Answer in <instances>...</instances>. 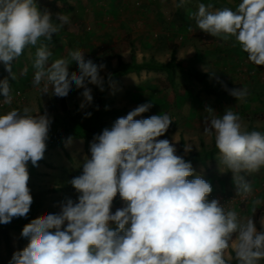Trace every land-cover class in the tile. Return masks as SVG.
Returning <instances> with one entry per match:
<instances>
[{
    "label": "clouds",
    "instance_id": "clouds-1",
    "mask_svg": "<svg viewBox=\"0 0 264 264\" xmlns=\"http://www.w3.org/2000/svg\"><path fill=\"white\" fill-rule=\"evenodd\" d=\"M184 3L180 0L177 7ZM212 7L198 5L191 14L196 27L224 41L234 38L251 63L264 66V0H241L235 10L210 11ZM69 23L68 15L58 12L54 19L37 0H0V62L15 80L13 62L36 46L33 85L56 97H66L75 85L83 89L80 107L84 108L93 101L89 85L103 91L100 72L105 65L86 59L80 50L49 62L52 52L44 41H51ZM73 62L78 71L70 73ZM22 71L27 75V66ZM228 91L237 100L248 95L246 87ZM0 95L4 104L12 103L7 77L0 80ZM150 107V103L137 106L94 137L90 157L70 181L77 200L69 198L59 212L26 224L21 235L28 243L9 264H259L264 260V230H257L254 215L241 218L218 199L209 200L212 185L195 175L191 162L176 154L174 143L158 139L173 119L168 114L135 119ZM206 111L204 133L214 136L219 164L233 173L236 196L247 199L253 188L246 177L264 167V134L247 131L239 114L230 109L222 116L211 108ZM51 124L47 112L34 114L29 107L0 114V224L29 213L33 197L28 164L38 166L43 159ZM191 151V145L184 144V152ZM117 194L125 206L112 213ZM252 203L255 214L264 201L257 198ZM260 224L264 229V217Z\"/></svg>",
    "mask_w": 264,
    "mask_h": 264
},
{
    "label": "rangeland",
    "instance_id": "rangeland-1",
    "mask_svg": "<svg viewBox=\"0 0 264 264\" xmlns=\"http://www.w3.org/2000/svg\"><path fill=\"white\" fill-rule=\"evenodd\" d=\"M166 1L37 0V3L41 9L47 8L53 13L54 19L56 13L68 10L67 8L70 4L78 7L77 4L82 3V8L84 9L86 7L89 10V14L80 12L79 14H72V17L69 18V26H75L77 21H79L81 27H74L78 30L79 37L92 31L94 24H90L95 14L103 17V19L101 18L103 20L101 22H109L111 25L113 23L119 24L123 31L128 30L129 32L127 34H129L130 40L133 39V36H137L135 37L137 47H139L138 43H141L137 39L139 37L138 35H141L142 38L145 35L144 40L147 47H143L142 45L146 57L144 60L145 62L146 60L152 61V63H147L146 66H142L145 67L144 69L138 66L135 69H131V66L128 65L127 69L129 71H123L118 76H113V72L109 70L108 66L111 63L109 61L113 51L118 50L119 52H124L127 50L122 43L117 45L120 42L116 38L119 37H116L115 41L109 42L105 36L106 34L101 33L99 35V44L94 45L96 47L95 51H92V48L87 46L89 42H86L85 46H81L79 42L77 43L78 48L85 53V56L86 54L92 56V61L97 65H105L101 69L100 75L104 77V83L107 80L109 83L103 95L102 104L96 113L101 116L97 117L100 125L95 130L102 132L105 128L110 129L117 118L126 116L139 105L150 103L151 107L149 110L135 119L139 120L152 115L168 114L173 119V122L165 135L158 139H168L174 143L177 149V155L194 158L191 164L195 175L202 176L212 185L213 191L209 195V200L218 199L226 208L234 209L241 218L253 216L245 214L246 207L248 203L252 204V201L257 198L264 201V184H251L253 188L252 194L247 199H242L236 196L233 175H229L230 180H232L231 182L223 183L216 181V175L220 177L226 169H224L223 165L219 164L218 160L217 162H212L213 158L216 157L215 155L212 156L211 151V146H215V140L212 138V142L211 138L205 135L204 128L206 127L205 117L209 115L206 109L211 108L213 110L217 109V112L221 115L228 109L239 114L241 123L247 131L264 129V70H261L259 75H257L258 78L256 79L259 81L254 82L251 80V72L249 69V66H253L254 72L257 73L255 67L261 68L264 66H257L251 63L247 58V53H245L242 56L243 60L241 65L235 68L234 62L241 59L239 52L228 53V56L222 57V51L225 48L227 49L230 46L229 44L224 43V40L214 42L211 39H206L208 38L206 35L201 37L205 34L201 30L196 29V31L192 32L188 29L182 34L188 37L192 35V32L197 38H193L188 43L189 45L186 44L187 46L183 51L178 52V60L183 62H181L180 66L178 65L174 68V76L170 78L168 71L161 69L160 65L166 64L170 60L168 56L172 52V47L169 43L170 41L167 44L165 42H167L166 36L168 38L170 34L171 38H173V34L169 30V32L164 33L165 37L162 38L163 35L158 30H161V28L165 29V26L171 22L170 20L173 16H178V14L175 12V6H173L172 0ZM164 2L168 4H164ZM200 3L204 2L201 0H189L186 4H183L182 9L186 8L192 14L198 10ZM140 22L144 24V27L142 26L141 29L138 26ZM99 32L96 31L95 33L97 38ZM44 43L47 44L50 51H54L52 54H55L57 58H66L68 57L66 55L67 53L69 54L70 51L76 49V41L66 40L60 32L54 34L51 41H44ZM156 43H159V45L155 46ZM178 43L180 42L178 41ZM207 44L211 45L208 49L212 50L210 51L211 54H208L209 56L204 55L208 56L206 61L201 60L195 64H193L194 62H190L194 56L192 55L194 54L192 53V48L199 47L200 50H204ZM33 47L36 52V46ZM220 47H222V51H216ZM34 48H32V51ZM28 50L29 48L24 50L25 54L23 57L25 59L18 58L16 60L21 62V64L25 63L22 66H32L35 59V57L33 58L27 54ZM55 56L53 60L57 59ZM128 57L131 60L130 62L134 63V56L132 58L130 56ZM159 62L162 63L158 64ZM189 63L190 65L193 64L192 66L203 78L206 73L215 71L214 74L209 76L208 83L206 81H200L188 73ZM220 69L221 71L227 72V74H220ZM74 71H78V67L76 68L73 65L69 72ZM243 71H246L248 74L245 73L244 77H239L238 79L240 80H236L234 75L238 74L243 76ZM227 75L228 78L226 77ZM33 76L34 74L28 72L26 75L27 80H25L23 85H19L14 81L11 83L13 101L10 105L0 108V114L6 113L12 108L23 109L24 107L32 109L34 114L47 112L52 119L49 133L57 129L77 131L89 126L87 123L89 117L86 114L90 113L95 101L99 97V87L89 85L92 89L93 101L90 105L81 108L80 105L83 100L81 92L83 89H77L73 85L66 97H56L51 95V91L47 95H44L38 87L33 85ZM217 78L220 81L222 80L223 84L224 79L226 80L225 82L230 80L233 84L241 82L250 89L248 95L235 103V98L232 95L229 98L226 96V94L230 95L228 90L231 89H226L223 87L224 85L220 87ZM212 85H217V87H212ZM252 87H256L255 90ZM211 90L216 94L210 92V95L209 91ZM216 97L221 99H216ZM0 99H3L2 95H0ZM191 103H194V105ZM93 140L75 139L67 143L65 149L56 148L48 151L47 161L44 163L42 161V166H37L36 169L33 168L30 171L28 187L33 197V203L30 206V211L27 216L39 217L49 212L56 213L60 211L61 204L67 199L77 200L78 193L70 181L73 177L81 173L85 157H90V145ZM184 144L191 145L192 151L185 153ZM34 175L36 176L33 177ZM262 205L259 207L260 209L258 208L256 210V215L259 214L258 210H264V204ZM123 206H125V203L119 198V202L112 204L111 212L114 213L118 208ZM256 215H254L253 219L256 218ZM256 225H259V223L257 222ZM4 226H7V224H4ZM21 232L22 229L9 227L11 244L16 252L22 250L28 243L27 238L22 237ZM5 256V242L4 237L1 236L0 264L6 260ZM259 264H264V260L259 261Z\"/></svg>",
    "mask_w": 264,
    "mask_h": 264
},
{
    "label": "crops",
    "instance_id": "crops-1",
    "mask_svg": "<svg viewBox=\"0 0 264 264\" xmlns=\"http://www.w3.org/2000/svg\"><path fill=\"white\" fill-rule=\"evenodd\" d=\"M188 1L189 0H185V3L184 4H186ZM201 1L204 2L205 5L211 4L213 6L211 9H209L210 11H215L216 9H223L225 7H229V8H232L233 10H235L236 7L238 6V4L241 2V0H201ZM166 2H164V4H168ZM179 3H180V0H172V4H173V6H175V12H177L176 14H178V16L174 15L173 18L170 20L171 22L170 23H167V25L165 26V29L161 28V30H158V31H161V34L163 35L162 38L165 37L164 33L165 32H169V30H170L171 34H173V38H171L170 34L168 35V38L166 36L167 42H165L167 44L170 41L169 43L171 44V47H172V52L168 56V57H170L169 62L174 57L175 60H176V62L179 63V64H181V62H183V61L178 60L177 54H178V52L183 51V49H185V47L187 45H189L188 43H190L193 38H197L196 36H194V34L192 32L196 31V29H198V28L196 27V24H195L194 19L191 18V13H189L190 11L188 9H186V8H183L182 9V6L181 7H177V4H179ZM77 5H78V7H74L72 4H70L68 6V8H67L68 10H63V11H60V12L68 15L69 18H71L72 17L71 15L72 14L74 15L75 13L79 14L80 12H84L86 14H89V10H87L86 7L84 9L82 8L83 7L82 3H79ZM54 13H55V11H54ZM94 16L95 17L94 18L92 17V22L90 24V25H93L94 24V27H93V29H92L91 32L86 33L84 36H80L79 37L80 34L77 33L78 30L75 29V28L81 27L79 21H77V23L75 24V26H69V24H67V25L64 26L63 29H61L60 33L63 34V37L66 40L69 39V40H72L74 42L76 41V45H75L76 46L75 47L76 49L75 50H81L77 46L78 45L77 44L78 42L81 43V46H83V45L85 46L86 42H89V44H87V46H90L92 48V51H95V48L96 47L94 45L99 44V41H100L99 35L101 33H103V34H106L105 36H106V38L108 39L109 42L110 41L113 42V40L115 41V38L116 37H119V38H116L118 40V42H120L117 45H120L122 43L123 46L127 48V50H125L124 52H119L118 50H115V51H113L111 53V59L109 61V63L110 62L111 63L109 64V66L113 69L114 72L115 71L116 72H121V71L122 72L123 71L128 72L129 71L127 69V66L128 65L131 66V69H133V68L135 69L136 66L141 67V69H144L145 67H142V66H146L147 63H152V61L146 60V62H145V60H144L146 57H145V52H143L145 50L142 48V45H143V47H147L146 44H145L146 42L144 40V38L146 37L145 35H144V38H142L141 35H138L139 37L137 39H139L141 43L140 44L138 43V46L139 47H137V45L135 44V42H136L135 37H137V36H133V39L130 40L129 39L130 36H129V34H127L129 32L128 30L123 31V29L120 27L119 24L113 23L111 25V23H109V22H101V21H103V20H101V18L103 19V17H99L96 14ZM138 24H139L138 25L139 26V29H141L142 26L144 27V24H141V22L138 23ZM188 29L192 31L191 32L192 35L187 37L186 35H184L182 33H185ZM65 30H67V31H65ZM73 30H74V32H73ZM96 31H100L99 34H98V38H97V35L95 34ZM201 32H203V31H201ZM205 35L208 37L206 39H211L214 42H218L219 40H222L220 38L212 37V36H210L207 33L203 34L201 37H204ZM174 41H175V43H174ZM178 41L180 43H178ZM159 43H160V41H159ZM159 43H156L155 46H158ZM224 43H227L230 46L227 47V49L226 48L225 49L223 48L224 49L223 51L221 49L222 47H220L221 50L220 49H217L216 51H218V52L222 51L223 52V53H221L222 54V57L228 56V53H236V52H239V54L241 56L240 57L241 59L238 60V61H236V62H234L235 68H238L241 65V62L243 60V57L242 56H244L245 52H243L242 49H241V47L238 44L235 43L234 38H232V39H230L228 41H224ZM210 46H211L210 44L205 45L204 50H200L199 47L198 48H195L193 46L196 50L194 48H192V53H194L192 55H194V56L192 57V59L190 60V62H193L194 61L193 64H195L197 62H200L201 60L206 61V58L209 56L208 54H211L210 51L212 49L211 50L208 49ZM32 48H34V47H29V50H28V53L27 54L29 56L31 55L34 58L35 57V48L33 49V51H32ZM51 52L53 53L54 51H51ZM24 54L25 53H23L19 58L25 59L23 57ZM94 54H95V52H94ZM66 55H68V53ZM204 55H208V56H204ZM54 56H55V54H52V56L49 58V62H51L54 59ZM86 56H87V58H86ZM86 56H85L86 59H91V60L93 59L92 56H90L88 54H86ZM128 56H130L131 58L134 56V61H133L134 63H131L130 62L131 60H129V57ZM152 58H154V57H152ZM160 63H162V62H159L158 64H160ZM24 64L25 63L21 64V62H18V61H14L13 62V72L16 74V79L15 80H11L10 77H9V73L4 69L3 63L0 62V80H2V79H4V78L7 77V78H9V83L10 84L14 81V82H17V84H19V85L20 84L23 85V83L25 82V80H27L26 75L23 74V71H22V69L26 66V65L25 66H22ZM73 65L76 66V68L78 67V65L75 62H73L69 66V70L71 69V66H73ZM31 67L32 66H27L28 72L34 74V72H33L34 69L31 68ZM249 69H250V72H251V80H253L254 82H258L259 80L257 81V79H256V78H258L257 75H259V73H260L261 70H264V67H261V68L255 67V69L257 70V73L254 72L255 70H254L253 66H249ZM214 72H211L210 71L209 73H206L205 74L204 78H205V81L207 83L209 81V76L212 75V74H214ZM224 73L227 74V72H225L223 70L221 71V69H220V74H224ZM243 73H244L243 76L242 75L235 74L234 77L236 78V80H240V79H238L239 77H241V78L244 77L245 73L248 74L246 71L245 72L243 71ZM226 77L228 78V75ZM217 80H218V82L220 84L219 86L222 87L224 85L223 87L226 86L225 87L226 89H235V88H244V87H246L241 82L238 83V84H233L230 80H228L227 82H225L226 80L224 79V84H223V81L222 80L220 81L218 78H217ZM241 85H243V86L241 87ZM213 86L217 87V85H212V87ZM255 88L256 87H254L253 90H255ZM249 90L250 89L247 88V91H249ZM210 92L216 94L212 90L209 91V93ZM210 95H211V93H210ZM226 96L228 98L231 97V95H228V94H226ZM216 99H219L220 100L221 98L216 97ZM238 101H239V99L238 100H237V98L234 99V102L235 103H237ZM263 101H264V99H263ZM191 104L194 105V103H191ZM214 112H215V114L217 116H222L220 113L217 112V109H215ZM257 131H259L262 134H264V129H260V130H257ZM210 138H211V141L213 142L212 138L214 139V136H212ZM67 143H69V142H66L65 143V147L67 146ZM57 148H60V147H57ZM211 151H212V156L213 155H215L216 157L218 156V149H216L215 146H213V147L211 146ZM48 153L49 152H47V153L44 154V157L42 159L43 163L45 161H47L46 158H47ZM216 157L213 158V161H212L213 163L214 162H217V158ZM43 163H38V166H40V165L42 166ZM36 167L37 166H35L34 169H36ZM29 174H31V173H29ZM229 175H233L230 170L225 171V172H222V174H221L220 177H218L216 175L215 178H216V181H221L223 183L224 182L227 183L228 181L229 182L232 181V180H230ZM35 176L36 175H34L33 177H35ZM246 179L252 185L264 184V167H262L259 172L253 173L251 175H248L246 177ZM253 206H254L253 203L252 204L251 203H248V205L246 207L247 209L245 210V214H247L248 216L249 215H256V212H255V214H253V212H252ZM263 211L264 210H262V211L261 210L260 211L258 210L259 214L256 215V218H254L255 221H256L255 224L257 222L259 223V225H256L258 231L264 230V229L261 228V224H260L261 218L264 217V212Z\"/></svg>",
    "mask_w": 264,
    "mask_h": 264
},
{
    "label": "trees",
    "instance_id": "trees-1",
    "mask_svg": "<svg viewBox=\"0 0 264 264\" xmlns=\"http://www.w3.org/2000/svg\"><path fill=\"white\" fill-rule=\"evenodd\" d=\"M178 65L180 66L181 64L177 63L175 58L173 57V59L170 62L166 64H161L160 67L161 69L167 70L169 73V77L173 78L174 76L173 70ZM192 65H190V63L188 64V73L192 77H195L198 80L204 82L205 78H203L201 74H199ZM108 68L110 71L113 72V76H118L122 72V71L114 72L110 66H108ZM108 85L109 83L107 80V82L104 83L103 91L99 88V97L97 98L94 106L90 110L91 115L90 116L88 115L89 119L87 120V123L89 124V126H86L85 128H82L81 130H77V131L57 129V130H54L52 133H49V138L46 141L47 147H46L45 153L57 147H60L61 149H65V143L69 142V138H71V141L75 139H87L88 140V139H94L95 136L102 133L99 130H95L100 125L99 121L97 120L98 119L97 117L101 116L100 114H96V113L98 112V109L100 105L102 104V98H103L104 93L106 92V89L108 88ZM183 158L185 159L186 162L193 163L194 161L193 157H187V158L183 157ZM41 162H42V159L38 161V163H41ZM34 167L35 166H32L31 162H29L28 164L29 173ZM190 178L192 179V177H189L188 179ZM119 198L120 196L119 194H117V196L113 200V203L119 202ZM37 217L26 216V217L13 218L10 223H7V226H4V224H0V243H1V236H3L4 242H5V248H6V256H5L6 260L3 261L1 264H9L10 260L12 259L13 254L16 252L15 248L11 244V239L9 235V227H17L19 229H23V227L26 224L30 223L32 219H35Z\"/></svg>",
    "mask_w": 264,
    "mask_h": 264
},
{
    "label": "built area",
    "instance_id": "built-area-1",
    "mask_svg": "<svg viewBox=\"0 0 264 264\" xmlns=\"http://www.w3.org/2000/svg\"><path fill=\"white\" fill-rule=\"evenodd\" d=\"M13 101V100H12ZM6 106V104H4L3 103V99H0V108H3V107H5Z\"/></svg>",
    "mask_w": 264,
    "mask_h": 264
}]
</instances>
